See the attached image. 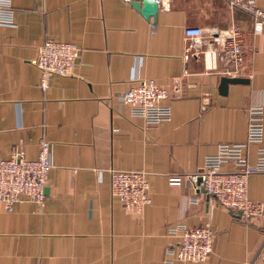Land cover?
Wrapping results in <instances>:
<instances>
[{
  "label": "crops",
  "instance_id": "1",
  "mask_svg": "<svg viewBox=\"0 0 264 264\" xmlns=\"http://www.w3.org/2000/svg\"><path fill=\"white\" fill-rule=\"evenodd\" d=\"M168 1L146 18L125 0H11L14 23H0V159L20 143L36 159L46 139L53 167L44 202H0V264H255L264 252V217L245 221L198 182L222 143L246 141L248 108L264 105V28L255 34L252 15L227 0ZM232 25L248 31L249 73L225 90L221 59L210 69L205 57L187 59L185 29ZM47 39L82 51L72 74L43 88L35 59ZM149 80L172 94L171 120L153 126L122 98ZM258 147L249 145L250 162ZM111 168L148 171L152 202L142 214L112 194ZM248 193L264 201V171L250 176ZM180 223L213 227L206 261L168 252L180 242L168 229Z\"/></svg>",
  "mask_w": 264,
  "mask_h": 264
},
{
  "label": "built area",
  "instance_id": "2",
  "mask_svg": "<svg viewBox=\"0 0 264 264\" xmlns=\"http://www.w3.org/2000/svg\"><path fill=\"white\" fill-rule=\"evenodd\" d=\"M131 1V0H125ZM155 1L165 9L170 8L168 0ZM231 10L242 9L254 19L255 34L264 28V7L256 0H227ZM0 23L12 25L13 8L11 0H0ZM186 37L192 40L187 46L186 57L209 59L208 68H217V61H223L222 73L227 76H243L249 73V53L246 46L248 31L238 25L227 29L201 26H187ZM82 47L73 42L47 39L38 49L35 64L41 71V85L48 86L52 75H70L81 56ZM177 88V87H176ZM172 96L171 91L154 80L144 81L129 87L123 92L124 103L131 107L133 116L144 119L148 126L157 125L172 118V108L166 102ZM248 135L244 142L222 143L216 154L208 155L199 172L201 185L209 197L231 210L241 211L245 221L264 217V201L249 196L248 183L255 172L264 171V105L248 108ZM259 144L256 162H250L246 151L250 144ZM226 164L232 168L226 169ZM53 167L51 146L42 139L40 152L36 159L25 156L20 143L11 157L0 159V202L7 209H13L15 203L29 199L44 202L47 194L49 173ZM111 191L118 196L127 211L142 214L152 202L149 173L143 169L122 170L111 168ZM197 177V175L192 176ZM180 175L170 176L172 183L181 182ZM199 198H196L198 201ZM169 233L180 236L177 248L168 252L184 261H206L210 256L215 231L209 224L188 226L184 223L172 225ZM255 264H264V252Z\"/></svg>",
  "mask_w": 264,
  "mask_h": 264
},
{
  "label": "water",
  "instance_id": "3",
  "mask_svg": "<svg viewBox=\"0 0 264 264\" xmlns=\"http://www.w3.org/2000/svg\"><path fill=\"white\" fill-rule=\"evenodd\" d=\"M131 4L146 17H156L159 11V4L155 1L150 0H131ZM246 79L240 76H224L222 78V88L227 89L230 83H240L244 82ZM201 177L198 178V182L201 183ZM238 214H241V211L237 210Z\"/></svg>",
  "mask_w": 264,
  "mask_h": 264
}]
</instances>
